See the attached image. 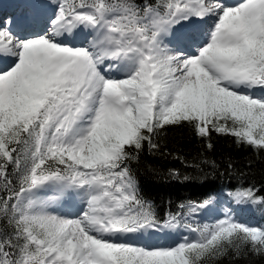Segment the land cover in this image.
Wrapping results in <instances>:
<instances>
[{
	"label": "snow or ice",
	"instance_id": "6c2138e0",
	"mask_svg": "<svg viewBox=\"0 0 264 264\" xmlns=\"http://www.w3.org/2000/svg\"><path fill=\"white\" fill-rule=\"evenodd\" d=\"M181 126L264 153V0H23L0 20V264L264 257V228L187 222L211 197L165 219L143 198L131 163Z\"/></svg>",
	"mask_w": 264,
	"mask_h": 264
},
{
	"label": "trees",
	"instance_id": "16d2710c",
	"mask_svg": "<svg viewBox=\"0 0 264 264\" xmlns=\"http://www.w3.org/2000/svg\"><path fill=\"white\" fill-rule=\"evenodd\" d=\"M157 143L160 145L157 150L145 146L131 168L143 198L152 203L161 219L169 212H180L182 203L201 202L210 197L214 211L221 196L232 195L240 189L254 188L258 195H264V153L237 144L231 136L213 133L209 149L208 141L197 137L190 127L181 126L168 128L157 137ZM173 173H178L179 178ZM242 207L250 218L264 223V206ZM206 224L214 223L201 226ZM215 264H264V257L229 256Z\"/></svg>",
	"mask_w": 264,
	"mask_h": 264
},
{
	"label": "bare ground",
	"instance_id": "6f19581e",
	"mask_svg": "<svg viewBox=\"0 0 264 264\" xmlns=\"http://www.w3.org/2000/svg\"><path fill=\"white\" fill-rule=\"evenodd\" d=\"M228 3H236L237 0H227ZM21 7V9H20ZM23 11V0H0V20L10 14L19 15Z\"/></svg>",
	"mask_w": 264,
	"mask_h": 264
},
{
	"label": "rangeland",
	"instance_id": "374dc122",
	"mask_svg": "<svg viewBox=\"0 0 264 264\" xmlns=\"http://www.w3.org/2000/svg\"><path fill=\"white\" fill-rule=\"evenodd\" d=\"M20 9H21V7H20ZM1 20H2V19H1ZM229 202H230V201H229ZM71 210H72V211H71ZM61 211L65 212V213H72V212H74V209L71 208V207H64V208L61 209ZM220 213H221V215H223V218H225L226 216H231V213L222 214L223 211H221ZM220 213H219V215H220ZM234 215H236V214L233 213V216H234ZM238 215H239V214H237V215L234 217L238 222L243 223V224H245L246 226H254V227L264 228V223H263V222H262V223H257L254 219H252V220L248 221V224H249V225H247L246 223H244V221H241V220H245V221H246V220H248V217H247V216H242L241 218H237ZM258 217H259V216H258ZM223 218H221V219H223ZM184 232L186 233L187 236H189V238H192V239H195V238H196V234H195V233H191V232H189L187 229H185ZM160 235L163 236V233H161ZM161 240H163V238H162V239H159L158 242L160 243ZM164 241H165V242H171V238H165ZM160 244H163V243H160Z\"/></svg>",
	"mask_w": 264,
	"mask_h": 264
}]
</instances>
